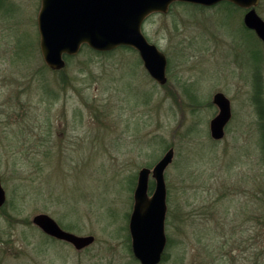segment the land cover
Segmentation results:
<instances>
[{
  "label": "rangeland",
  "instance_id": "374dc122",
  "mask_svg": "<svg viewBox=\"0 0 264 264\" xmlns=\"http://www.w3.org/2000/svg\"><path fill=\"white\" fill-rule=\"evenodd\" d=\"M256 9L264 20V0ZM40 10L0 0V264H141L129 231L138 175L171 148L161 264H264V44L246 11L174 5L148 18L143 33L168 60L160 85L133 48L83 47L51 70ZM219 92L232 119L215 141ZM38 214L94 244L53 242Z\"/></svg>",
  "mask_w": 264,
  "mask_h": 264
},
{
  "label": "water",
  "instance_id": "95a60500",
  "mask_svg": "<svg viewBox=\"0 0 264 264\" xmlns=\"http://www.w3.org/2000/svg\"><path fill=\"white\" fill-rule=\"evenodd\" d=\"M261 0H41L38 16L40 48L45 64L53 71L66 67L68 56L80 53L84 46L97 52H110L121 47L138 51L145 69L160 85L168 83L166 55L150 43L143 33L148 18L167 14L174 3H188L213 7L230 2L246 11L244 24L256 33L264 44V20L257 13ZM217 116L210 123L211 137L221 141L232 119L230 100L223 93L213 99ZM175 150L171 148L153 167L142 168L134 192V207L129 231L132 251L141 264H161L168 239L166 219L168 212L166 170L172 165ZM151 177L155 190L150 194ZM6 202V192L0 177V209ZM33 224L45 235L73 245L82 251L95 242L94 236H79L64 230L48 214H38Z\"/></svg>",
  "mask_w": 264,
  "mask_h": 264
},
{
  "label": "trees",
  "instance_id": "16d2710c",
  "mask_svg": "<svg viewBox=\"0 0 264 264\" xmlns=\"http://www.w3.org/2000/svg\"><path fill=\"white\" fill-rule=\"evenodd\" d=\"M225 3H227V4H230V5H233L232 3H228V2H225ZM174 5H183V6H187V7H191V6H194V7H198V8H206V7H203V6H197V5H193V4H188V3H175V4H173L172 5V7L174 6ZM154 15H157V14H154ZM153 16V15H152ZM152 16H150L149 18H151ZM247 29V28H246ZM84 48H87L88 49V51H90V52H95V53H100V54H103V53H101V52H97V51H94L93 49H91V48H89L88 46H84ZM121 48H126V49H128V48H130V47H121ZM115 51V50H114ZM110 52H113V51H110ZM104 53H107V52H104ZM70 58H72V57H70V56H68L67 57V59H70ZM154 187H155V183H152V186H151V191H153V189H154ZM47 236V235H46ZM50 238V237H49ZM52 239V238H51ZM56 240L55 239H53V242H55ZM165 260V259H164Z\"/></svg>",
  "mask_w": 264,
  "mask_h": 264
},
{
  "label": "flooded vegetation",
  "instance_id": "af4514ba",
  "mask_svg": "<svg viewBox=\"0 0 264 264\" xmlns=\"http://www.w3.org/2000/svg\"><path fill=\"white\" fill-rule=\"evenodd\" d=\"M63 71V70H62ZM237 259L231 260V261H236ZM233 263V262H232Z\"/></svg>",
  "mask_w": 264,
  "mask_h": 264
}]
</instances>
